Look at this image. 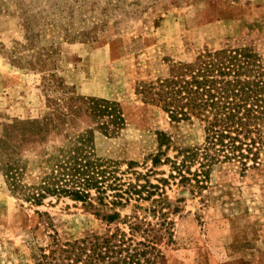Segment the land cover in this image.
I'll return each mask as SVG.
<instances>
[{"label": "rangeland", "instance_id": "374dc122", "mask_svg": "<svg viewBox=\"0 0 264 264\" xmlns=\"http://www.w3.org/2000/svg\"><path fill=\"white\" fill-rule=\"evenodd\" d=\"M222 47L264 58V0H0V147L16 120H48L47 141L23 156L34 174L60 153L83 152L86 140L95 156L117 163L125 186L148 177L161 185L152 197L116 204L109 187L95 206L63 192L37 201L12 192L0 168V264H45L68 241L119 229L129 235L134 221L137 240L154 223L158 264H264V152L249 169L216 165L194 193L169 177V164L151 160L160 132L171 140L169 156L202 145L204 122L173 119L138 87L174 62ZM92 97L109 99L111 112L90 107ZM159 193L167 225L151 210ZM113 211L121 216L110 221Z\"/></svg>", "mask_w": 264, "mask_h": 264}, {"label": "trees", "instance_id": "16d2710c", "mask_svg": "<svg viewBox=\"0 0 264 264\" xmlns=\"http://www.w3.org/2000/svg\"><path fill=\"white\" fill-rule=\"evenodd\" d=\"M138 91L160 105L173 119L197 117L204 122L202 145L179 148L174 156H169L166 149L171 140L165 132H160L158 149L151 155L153 165L169 164V177H178L183 186H191L192 193L208 184L216 165L238 161L245 170L262 162L264 58L255 50L249 47L206 50L192 61L172 63L167 75L141 84ZM88 102L102 113L113 109L109 99L92 97ZM116 116L122 117L121 113ZM50 124L48 120L36 118L19 119L10 124L13 131L0 147V168L12 192L37 201L49 193L63 192L94 206L93 198L100 204L105 203L108 187L116 190L110 204L122 203L123 199L152 197L159 192L160 183L152 182L149 177L144 182L129 181L125 186L116 175L117 163L95 156L85 148L86 140H83V152L60 153L51 168L41 163L34 174L32 163L23 156L47 141ZM50 160L51 155L46 157L47 163L50 164ZM133 164L130 162L129 166ZM137 172L138 176L145 175ZM111 177L113 181L107 182ZM169 179L168 176L161 178ZM158 195L153 198L155 205L151 210L162 217L161 225H167L170 221L167 211H163L164 195ZM120 216L119 211L105 215L110 221ZM146 225L144 239L140 240L135 238V232H139L141 224L134 221L129 235L119 229L109 235L68 241L59 250H53L52 260L47 259L45 264H79L82 257L83 264H158L160 251L156 240L160 235L154 223L148 221ZM49 256L50 253L44 255Z\"/></svg>", "mask_w": 264, "mask_h": 264}]
</instances>
